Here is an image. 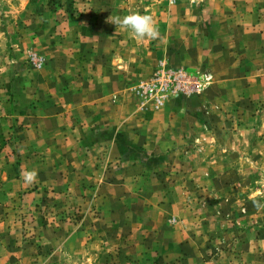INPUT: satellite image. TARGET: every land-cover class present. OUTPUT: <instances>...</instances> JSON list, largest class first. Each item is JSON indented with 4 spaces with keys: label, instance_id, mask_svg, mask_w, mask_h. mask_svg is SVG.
Returning a JSON list of instances; mask_svg holds the SVG:
<instances>
[{
    "label": "crops",
    "instance_id": "1",
    "mask_svg": "<svg viewBox=\"0 0 264 264\" xmlns=\"http://www.w3.org/2000/svg\"><path fill=\"white\" fill-rule=\"evenodd\" d=\"M93 7L100 8L97 23L84 17L83 34L68 19L56 38L31 35L49 41L47 64L38 73L14 74L13 81L0 62V197L7 202L0 259L7 253L25 257L27 247L12 239L15 210L7 204L21 201V189L49 185L57 197L78 198L82 207L74 213L76 223L38 227L33 245L67 249L74 263L82 256L84 264H91L95 250L107 245L113 264H123L122 255L129 264H264V225L253 227L255 235L245 240L224 241L234 253H211L205 229L211 223L198 221L187 194L165 195L158 174L147 181L152 155L186 146L193 137L209 141V151L241 152L235 144L239 134L231 128L235 116L211 112L205 119L215 123L212 129L191 133L184 122L190 110L202 105L201 98L175 96L159 108H143L136 92L162 62L211 73L205 91L212 95L211 104L223 109L236 98L264 96V0H177L171 5L166 0H106ZM133 12L151 15L160 39H140L108 22L110 16ZM6 37L0 32L1 46ZM32 169L38 170V179L29 184L22 172ZM95 200L101 211L89 208ZM172 215L178 216L176 223L168 221ZM246 216L254 224L264 221L260 208L248 209Z\"/></svg>",
    "mask_w": 264,
    "mask_h": 264
},
{
    "label": "rangeland",
    "instance_id": "2",
    "mask_svg": "<svg viewBox=\"0 0 264 264\" xmlns=\"http://www.w3.org/2000/svg\"><path fill=\"white\" fill-rule=\"evenodd\" d=\"M105 1L0 0V32H5L9 36L6 37V41H2L3 45H0V62L4 61L8 78L11 75L12 80L15 81L17 76L14 74L24 72L27 76L34 75L47 64L44 51L47 50L49 41L35 40V36H31L33 33L55 37L66 29L64 22L67 23L70 19L72 20L70 22L77 27V31L83 34L87 27L82 26V19L92 18L97 23L100 8L95 9L93 3L95 6ZM175 1L177 0H166V3L171 5ZM212 80L213 78L211 82ZM209 86L210 84L189 95H179L186 98H201L202 102L198 108L189 111L187 115L190 118L184 122L187 125L184 128L190 129L191 133L199 131L206 133L212 129V124H215H208L205 119L211 112L232 113L235 118L232 120L231 128L237 130L239 134L235 144L239 145L242 151L234 153L209 151L207 150L209 141L201 143L198 138L193 137L187 141L186 146L152 155L149 162L153 165V169L147 175V181L149 182L154 174H158L165 181L163 189L165 195L182 191L186 193L188 207L197 211L194 214L200 216L198 221L211 223L210 228H205L206 243L210 242L211 245L209 252L220 254L223 251H233L234 253L235 250L229 249V245L224 241L232 244L238 240H245L246 235H255L256 229L253 227L264 225V221L260 220L254 224L253 218L249 219L246 216L250 208L253 210L260 208L264 212V207L256 206V203L264 205V96L236 98L233 99L229 109H223L222 106L211 104L212 95L205 91ZM10 139L11 137L4 138L5 141ZM218 141L221 139L215 140ZM3 148V137H0V151ZM89 187V190L95 194L97 187L94 184ZM64 192L67 193L66 190ZM19 193L22 194L21 201L7 204V207L15 210L16 229L12 239H16L15 241L20 242L21 245H27L23 250L26 252L25 257L20 255L16 259L15 256L7 253L5 259H0V264H84L82 256L75 258L74 263L73 258L67 256L71 253L67 249L59 251L33 245L37 242L38 227L52 223L60 225L67 220L76 223L77 217L74 213L82 207V202L77 201L78 198L75 200L71 197L60 199L59 196L57 197V189L49 185L28 186ZM90 194L92 198L93 193ZM3 199L0 197V228L5 224L3 218L7 202ZM100 206L101 203L96 200L89 203V208L95 212L101 211ZM168 221L176 223L178 216L172 215ZM96 224L102 226V221L97 220ZM246 226L250 227L249 231L245 230ZM112 252L107 245H102V248L96 249L92 254L94 261L91 264H113ZM122 257L123 264H129L124 260L125 256Z\"/></svg>",
    "mask_w": 264,
    "mask_h": 264
},
{
    "label": "built area",
    "instance_id": "3",
    "mask_svg": "<svg viewBox=\"0 0 264 264\" xmlns=\"http://www.w3.org/2000/svg\"><path fill=\"white\" fill-rule=\"evenodd\" d=\"M209 72H190L184 68H169L162 62L151 77L136 86L141 106L159 108L170 97L189 95L202 90L211 82Z\"/></svg>",
    "mask_w": 264,
    "mask_h": 264
},
{
    "label": "clouds",
    "instance_id": "4",
    "mask_svg": "<svg viewBox=\"0 0 264 264\" xmlns=\"http://www.w3.org/2000/svg\"><path fill=\"white\" fill-rule=\"evenodd\" d=\"M109 23H113L116 26V30H130L131 33L140 39L158 40L160 39L159 28L154 21L153 17L149 14H142L140 12H133L123 17L111 16L108 18ZM22 178L26 183H35L38 179V170H26L22 172ZM254 203H256L254 201ZM257 207H264L256 203Z\"/></svg>",
    "mask_w": 264,
    "mask_h": 264
}]
</instances>
